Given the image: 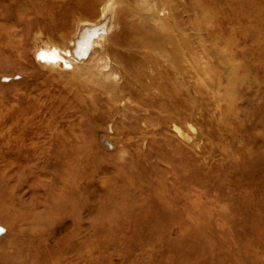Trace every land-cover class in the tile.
Listing matches in <instances>:
<instances>
[{"label":"rangeland","instance_id":"374dc122","mask_svg":"<svg viewBox=\"0 0 264 264\" xmlns=\"http://www.w3.org/2000/svg\"><path fill=\"white\" fill-rule=\"evenodd\" d=\"M68 1L0 0V264H264V0L163 10L181 35L160 32L161 48L184 69L201 33L206 62L170 95L165 64L129 59L122 111L105 84L41 62L39 21H63ZM135 18L118 49H146ZM189 109L199 147L167 128Z\"/></svg>","mask_w":264,"mask_h":264},{"label":"bare ground","instance_id":"6f19581e","mask_svg":"<svg viewBox=\"0 0 264 264\" xmlns=\"http://www.w3.org/2000/svg\"><path fill=\"white\" fill-rule=\"evenodd\" d=\"M179 1L180 0H69L67 12L69 11L70 15H66L63 21L56 18L55 15H53V25L43 23L42 19L39 21L42 26L49 29L51 38V45L48 44L47 47L38 49L41 60H44L41 62H44L45 65L50 67L60 66L64 62L67 67H71V74L81 81L80 89H82V87L84 89L88 88L90 84L94 86V83L105 84L112 95L118 96L119 93L120 101L122 99L124 100V102L121 103L122 106L118 109L121 111L128 110L129 99L131 98V95L125 93L127 87L126 83L133 80L130 79L129 75V73H132V68L127 65L131 63L129 59L132 60V58H134L135 61L144 63L147 58L144 56L149 55L150 57H148L152 58L150 61L153 63V65L150 66L151 68H153L155 64H160L163 67L166 65L165 69L169 71L171 80L172 78L174 80L182 79L187 84L190 82L192 83L191 77H193V68L196 65L201 67V63L206 62L205 59L207 55L205 54V43L207 41V36L201 33L197 35L193 33L195 40L190 39L186 44L184 43L182 45L181 50L183 54L181 53V56L183 61H185L184 69L177 63L178 59H180V55L174 57L169 51H165L161 48L163 47V42L161 40L165 35L160 34V32H166L168 30L165 34L171 38H178L179 35H181L178 28H174V32L169 31L168 28L176 26L169 25L167 19L169 14L164 15L163 13V10L174 9L175 3L177 5L180 3ZM15 2L18 7H23L20 0H15ZM125 2L130 4L123 6L122 4ZM20 9L21 8H19V10ZM176 11L179 12L178 10ZM131 15H135L136 17L133 21L139 20L138 35L136 38L141 45L137 44L136 46L138 49L140 46L146 48L145 50L139 49L141 50L139 53L138 50L135 49L132 51H124L126 48L124 50L118 49L119 46L117 45L119 43L117 44L116 42L122 41L121 43H123L127 38V33L125 31L128 27L127 23L124 22V18L128 17L129 20ZM67 16H70V20L67 19ZM28 17L30 20H36L34 19L36 17L39 18L36 14H32V16L29 15ZM42 18L45 21V17L43 16ZM56 28H58V31H56ZM195 41H198L195 46L198 48V51L201 52L199 57L193 55ZM134 42L136 41L133 39V43ZM131 45L133 46L132 43ZM156 48L160 50L159 57L153 55V49ZM141 53H143L142 57L140 56ZM166 61L171 62L172 66L169 67L170 64H167ZM145 65L146 63L143 67ZM171 69H173V71H171ZM122 77L124 78V82H122L123 86L119 92H116L115 88L121 85L120 82ZM149 77L153 81V75L150 74ZM172 82L175 85L178 81L175 80L174 82L172 80ZM177 91H179V89L176 87L175 91L172 92L173 94L170 93V95L178 94ZM185 114L190 117L193 115V110L189 109L186 113L181 111L178 114L179 116L176 115L173 119H170L167 128L173 136L184 142L187 146H190V148L196 145L198 146L200 141L195 139L196 136L189 133V130L191 129L192 131L195 127L192 122L190 124L188 122L190 126L187 125V127L190 128H187L188 131L183 128L182 123L185 119L184 117H186ZM192 132L194 133V131Z\"/></svg>","mask_w":264,"mask_h":264}]
</instances>
